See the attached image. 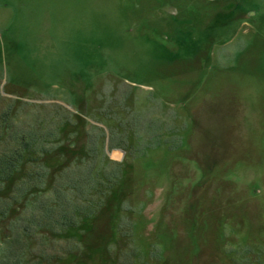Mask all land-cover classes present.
Listing matches in <instances>:
<instances>
[{"label":"rangeland","instance_id":"1","mask_svg":"<svg viewBox=\"0 0 264 264\" xmlns=\"http://www.w3.org/2000/svg\"><path fill=\"white\" fill-rule=\"evenodd\" d=\"M7 128L0 264H264V0H0Z\"/></svg>","mask_w":264,"mask_h":264},{"label":"trees","instance_id":"2","mask_svg":"<svg viewBox=\"0 0 264 264\" xmlns=\"http://www.w3.org/2000/svg\"><path fill=\"white\" fill-rule=\"evenodd\" d=\"M11 111L8 109L5 112L4 118L2 120L3 126L9 125L10 127V118H11ZM2 126V127H3ZM11 128V127H10ZM4 130V129H3ZM16 135H10V131L8 128L5 131L0 132V144H3L4 139H7L8 137L12 136V143L11 145H8L5 149L0 150V200H4L5 197L2 196L6 187L5 184L16 174L19 172L20 166L25 165L26 162L30 160L31 163H38L40 162V153L46 154L49 150L47 149L45 151V148L43 146L36 147V144L38 141H40V136L34 137L30 136L28 133H20ZM33 134V133H32ZM3 141V142H2ZM27 153H31L32 156L27 155ZM31 157V158H30ZM114 171V170H113ZM99 174V173H98ZM119 175V168H117L116 173H114L115 177ZM6 211H2V216L6 215ZM54 211L48 210V213H52ZM0 220H2V217H0ZM65 220V219H64ZM1 261V260H0Z\"/></svg>","mask_w":264,"mask_h":264}]
</instances>
